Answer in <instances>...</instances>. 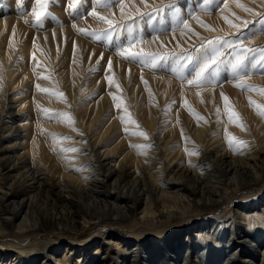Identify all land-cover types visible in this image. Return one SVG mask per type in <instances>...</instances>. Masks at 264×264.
I'll use <instances>...</instances> for the list:
<instances>
[{
	"label": "bare ground",
	"instance_id": "1",
	"mask_svg": "<svg viewBox=\"0 0 264 264\" xmlns=\"http://www.w3.org/2000/svg\"><path fill=\"white\" fill-rule=\"evenodd\" d=\"M149 1L91 4L62 28L33 15L45 1L0 0V264H264V117L249 104L264 106L250 90L264 79L249 82L264 70V20L240 32L264 0H190L165 29L152 11L140 38L115 26L109 54L82 40ZM130 45L138 55L120 56ZM226 133L244 144L230 150ZM173 220L182 231L164 235Z\"/></svg>",
	"mask_w": 264,
	"mask_h": 264
},
{
	"label": "rangeland",
	"instance_id": "2",
	"mask_svg": "<svg viewBox=\"0 0 264 264\" xmlns=\"http://www.w3.org/2000/svg\"><path fill=\"white\" fill-rule=\"evenodd\" d=\"M42 1H45L43 3V4H45V6L43 5L41 7L40 18H44V16H45V23H46V22H48V18H50V16L56 17L59 15V19L63 18L62 21H67L65 24H59V27L65 28L71 22L78 21V20L82 19L83 17H85L87 15L86 11L88 10V8L90 9L91 4H93V6H95V7H99L103 10H108L110 8L113 9L114 3L116 1H119V0H42ZM155 1L156 0L149 1V2L156 3V5H157V7H155L153 10L146 11L145 13H136L133 16H129V18L127 17V19L126 18L124 19V22L122 21L123 23H121V21H116L111 26L105 25V26L98 28V29L96 27L88 28L86 31L91 33V35L89 36L90 40H88L86 38V36H84V38L87 41L84 39H82V40L85 41L88 45L92 46L95 49L102 48L104 54L112 53V49H113L112 44H114L113 38L116 37L118 34H119L118 36H121V37H123L124 35L125 36L129 35L133 38H140L141 37V34L139 33V31H137L135 28L136 27L135 22H137V20H140L141 22L144 23L147 20L148 16H150L152 11H154L155 13L153 15H151V20L160 21L162 29H165V27L167 25L166 24L163 26V24L165 22V18L171 13L173 8H176L175 9L176 12H179L180 10H183V8H185V6L187 4L192 3L190 0H158L156 2ZM70 2H72V3H70ZM221 4H222V2H219V6L217 5L214 8H212V14L215 13V11H217V9L221 6ZM2 5H10V4L8 2H2V3H0V7H2ZM54 5H55V7H54ZM43 7H44V9H43ZM257 9H255V11H258ZM79 13H81V14H79ZM63 14H64V16H63ZM61 19L59 20L60 22H62ZM263 20H264V8H261V10H259L253 17H251L247 21V24L241 28L240 32L245 33V38L248 37L247 36L248 34L249 35H251V34L255 35L256 32H254V28H256L257 24H259ZM45 23H44V25H45ZM119 25H128L127 28H129L130 31L128 30V33L124 32V31H120L118 33L115 26H119ZM107 26H108V28H107ZM111 28H113V29H111ZM95 29L97 30V32ZM92 30H94V33L92 32ZM142 30H144V27L141 29V31ZM159 31H156L155 33L159 32ZM122 32H124V33H122ZM262 32H263V30L259 31V33H262ZM6 34H7L6 29H3L2 31H0V36H4ZM231 36L232 35H227V37H231ZM69 38L70 37H68L67 39L69 40ZM107 38L109 39V41L106 40ZM241 40H242V42H245L247 39H241ZM100 44H102V47L99 46ZM103 44H105L106 46ZM105 47H107V48H105ZM112 61H114V60H112ZM17 62L18 61H17V59L15 60V57L13 54L12 59L10 60V64L8 65V67L4 68V72L6 71V72L10 73L14 70L13 68H18L19 64ZM102 62H103V57H100L99 63L97 65L100 66V64ZM251 77H252V79H250V81H249L250 84L253 87H257L258 82L260 81L259 79H262V80L264 79V70L260 73L257 72L256 70H254L251 73ZM223 84H225V80H223L222 83H218L216 86H220ZM59 197H61V196H59ZM229 208H230V206L224 204L222 208L216 209V211L215 210L214 211H206L204 214L196 217L195 219L198 221H202L205 218L210 217L212 214H214L216 212H224V211L228 210ZM184 225H185L184 221H174L173 220L172 222H170L164 226V229H163L164 232L163 233H164V235H167V233L171 234V233L177 232V231L181 232ZM114 232L121 234L122 236L124 235V233H122L121 230L119 228H116V227H114ZM63 237L68 238L69 236L64 235ZM139 238H140V240H145V239H147V236H144L142 238L138 237L137 239H139ZM93 248H94V246L90 247V252ZM116 264H120V263H116Z\"/></svg>",
	"mask_w": 264,
	"mask_h": 264
},
{
	"label": "snow or ice",
	"instance_id": "3",
	"mask_svg": "<svg viewBox=\"0 0 264 264\" xmlns=\"http://www.w3.org/2000/svg\"><path fill=\"white\" fill-rule=\"evenodd\" d=\"M38 3H40V0H37ZM43 6V5H42ZM238 7L242 8L244 11H251L250 9H247L245 8L243 5H240V4H237ZM121 8L123 9V5H121ZM123 15V11L121 13ZM33 15L37 18V20L40 19V13L39 12H33ZM91 15L95 16L96 13L93 12L91 13ZM100 20H102L104 23H107L109 24L110 26L112 25V21L110 20H107L105 19L104 17H99ZM226 22H228L226 20ZM230 23V22H229ZM233 27H235V25H232ZM185 27H187V25H185ZM83 31V30H81ZM134 45H130L129 47L127 48H124L123 50L120 51L119 55L122 56V57H125V58H129V57H135L136 55H138V53H136L134 51ZM262 60H264V56L261 57ZM242 61L238 58L237 59V63L233 65V67H238L239 64L241 63ZM155 61H153V65H154ZM216 63V56L214 55L213 57H211L210 60H207L205 61L194 73V77L193 79L189 80L188 83L190 85H195L197 87L200 86V82L202 81L203 77H204V74ZM236 87H245L244 85L242 84H236L235 85ZM251 91H258L260 94L264 95V89H250ZM41 91H46L44 89H41ZM58 95H62V94H58ZM222 98L225 100V103H226V109H227V98L226 97H223V94H222ZM115 99V97H114ZM249 104L250 106H252L257 112L259 115H261L262 117H264V106H260L258 104H256L254 101L252 100H249ZM236 117L238 119V114H235V113H231L230 116H229V119L232 120L233 117ZM70 119V117L68 118ZM235 122V121H233ZM237 126L241 127V129L243 130V125H240L238 124ZM140 135H145L144 133H140ZM226 139H228V143H229V148L230 150H234L233 149V145H237V146H240V145H243L244 142L243 141H238L235 139V137H227V133H226Z\"/></svg>",
	"mask_w": 264,
	"mask_h": 264
}]
</instances>
